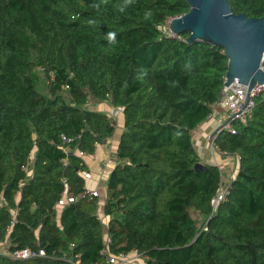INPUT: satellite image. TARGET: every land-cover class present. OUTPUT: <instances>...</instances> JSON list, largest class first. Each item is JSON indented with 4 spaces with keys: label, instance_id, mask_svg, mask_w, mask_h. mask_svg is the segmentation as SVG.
Here are the masks:
<instances>
[{
    "label": "trees",
    "instance_id": "obj_1",
    "mask_svg": "<svg viewBox=\"0 0 264 264\" xmlns=\"http://www.w3.org/2000/svg\"><path fill=\"white\" fill-rule=\"evenodd\" d=\"M228 1L235 13L264 14V0ZM188 9L185 0H0V244L44 251L0 254V264H71L74 254L106 264L104 249L134 250L145 264H264V98L214 140L238 167L213 211L220 171L194 167L192 132L213 111L227 57L169 32L166 21ZM102 101L122 107L105 180L108 241L98 197L80 195L87 165L76 152L93 154L113 135L118 120L90 108ZM62 177L76 199L56 217Z\"/></svg>",
    "mask_w": 264,
    "mask_h": 264
},
{
    "label": "water",
    "instance_id": "obj_2",
    "mask_svg": "<svg viewBox=\"0 0 264 264\" xmlns=\"http://www.w3.org/2000/svg\"><path fill=\"white\" fill-rule=\"evenodd\" d=\"M189 9L167 22L173 35L187 32L186 41H203L223 49L227 57L224 85L234 79L247 86V97L253 85L264 82L260 67L264 52V14L248 17L235 13L228 0H185ZM98 143L102 141L98 140ZM196 169H204L197 162Z\"/></svg>",
    "mask_w": 264,
    "mask_h": 264
},
{
    "label": "built area",
    "instance_id": "obj_3",
    "mask_svg": "<svg viewBox=\"0 0 264 264\" xmlns=\"http://www.w3.org/2000/svg\"><path fill=\"white\" fill-rule=\"evenodd\" d=\"M168 20L166 21V23L168 22ZM260 67L264 71V52L261 57ZM258 96L264 98V82L259 83L256 86L253 85V87L249 90L248 97H247V86L239 83L236 79H234L228 85H224V84L222 85L220 95L217 98V100L213 103L212 112H214V110L216 111L217 108L223 110L225 113V120L221 125H219L215 129L213 134L209 137V144L211 150L214 149L219 150L218 147L215 145L214 140L220 132L227 130L231 133H234L235 129L232 124L233 122L247 121L255 105V98ZM121 110H122L121 106H111V108L107 112V116L110 117L112 120L116 121L121 113ZM109 138H106L105 140H108ZM61 139L63 143H68L71 140V138H67L63 134H61ZM76 152L77 155H79L80 157H84L86 155L85 152L81 150H77ZM62 162L63 164H66L67 157H63ZM27 172L29 174L28 166H27ZM81 174L86 179L91 177V173L89 171H81ZM233 175L234 174L230 175L229 181L233 178ZM62 183H63V190L59 198L56 200L55 207L64 206L65 204L69 202H73L76 199V197L68 193L67 180L65 177H62ZM228 187H229V183L225 185L220 178L219 187L216 190L214 197L211 199V206L213 211H215L218 204L224 199L226 193L228 192ZM80 195L85 197H92V196L98 197L100 194L96 188H89L86 186L82 190ZM106 241H108V239H106ZM104 252L107 255L106 264H117V262L125 256V254H119L117 256L112 255L109 252H107V249H104ZM0 254L8 256L12 259H27L34 256H42L44 255V251L40 248L37 250L29 249V248H21V249H15L9 251L7 250V246H5V244H2L0 247ZM71 264H81L78 254H74Z\"/></svg>",
    "mask_w": 264,
    "mask_h": 264
},
{
    "label": "crops",
    "instance_id": "obj_4",
    "mask_svg": "<svg viewBox=\"0 0 264 264\" xmlns=\"http://www.w3.org/2000/svg\"><path fill=\"white\" fill-rule=\"evenodd\" d=\"M112 105L108 101L90 104V108L101 110L103 113L109 111ZM113 135L102 143L96 145V150L93 154H86L83 158L84 163L87 165V171L91 173V177L86 180V186L89 188H96L99 191L97 198L98 207L97 214L103 223L104 240L108 239L106 230L108 215L103 213V201L105 195V180L108 176L111 167L115 164L114 147L121 130L119 119H117ZM225 120V113L222 115L214 110L209 117L197 126L192 132V142L199 154L200 162L207 164H215L220 171V178L224 184L229 183V177L236 172L238 167L237 156L220 150H211L209 144V137L213 134L215 129L221 125ZM31 170L29 169V173ZM62 206L56 207V217ZM1 247V244H0ZM117 264H145V257L136 251H130L120 259Z\"/></svg>",
    "mask_w": 264,
    "mask_h": 264
},
{
    "label": "clouds",
    "instance_id": "obj_5",
    "mask_svg": "<svg viewBox=\"0 0 264 264\" xmlns=\"http://www.w3.org/2000/svg\"><path fill=\"white\" fill-rule=\"evenodd\" d=\"M114 39H115V34L109 33V40L114 42Z\"/></svg>",
    "mask_w": 264,
    "mask_h": 264
},
{
    "label": "rangeland",
    "instance_id": "obj_6",
    "mask_svg": "<svg viewBox=\"0 0 264 264\" xmlns=\"http://www.w3.org/2000/svg\"><path fill=\"white\" fill-rule=\"evenodd\" d=\"M216 111H218V113H219V112H221V113H222V115H224V111H223V110H221V109H218V108H217V110H216Z\"/></svg>",
    "mask_w": 264,
    "mask_h": 264
}]
</instances>
